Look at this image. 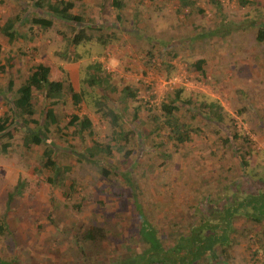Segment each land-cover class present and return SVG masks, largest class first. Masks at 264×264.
<instances>
[{
    "label": "rangeland",
    "instance_id": "1",
    "mask_svg": "<svg viewBox=\"0 0 264 264\" xmlns=\"http://www.w3.org/2000/svg\"><path fill=\"white\" fill-rule=\"evenodd\" d=\"M73 1V12L82 16L86 23L84 33L92 39L67 52L69 55L60 32L70 37L76 30L73 26L55 22L45 31L34 27L33 40L18 39L14 43L0 33V66L6 69L4 75L0 73V115L6 110L3 94L9 79L20 83L38 64L49 67L51 78L57 81L66 80L65 70L73 89L85 92L81 104L74 105L71 97L65 95L55 107L63 134L55 135L51 128L50 137L59 164L74 166L69 175L77 185L73 196L89 197L81 213L70 208L77 199L64 197L66 189L51 188L37 175L36 170L41 169L38 159L20 158L21 133L15 135L9 155L0 150V216L6 212L10 192L19 182L25 184L23 197L7 213L6 224L13 236L4 235L0 239V255L6 260L19 256L22 264H40L46 257L57 258L53 256L57 250L53 244L59 239L49 233L63 224L72 226L76 220H83L89 226L100 218L108 227L121 224V230L112 232L119 237L136 213L128 194L122 199L114 196V185L123 187L122 179L103 178L99 164L77 163L75 151H83L94 140L106 141V122L95 113L97 100L116 105L113 110L121 116V130L130 137L129 142L112 146L107 163L122 171L132 168L141 176L140 201L145 204L149 221L163 233L175 232L189 207L196 206L195 201L215 199L225 184L235 182L240 173V163L228 144L227 149L223 148L224 134L233 129L225 123L226 131L221 130L206 122L205 117L195 115L192 110L201 103L217 101L224 107L236 130L247 134L254 143L257 152L249 159V166L259 163L264 174V0H221V11L211 0H196L197 8H185L181 13L177 12L179 0H121V10L112 6L113 0ZM30 6V0H0V27L9 18H23L24 14L30 13L31 19L36 12ZM29 27L19 25L20 33L28 37ZM212 31L220 35L210 37ZM226 31L229 36L222 38L221 33ZM101 36L105 44L99 40ZM76 54L81 58L74 62ZM150 55L155 59L149 62ZM201 59L205 60V75L197 74L192 65ZM97 60L105 71L101 76L107 79L99 87L88 83L87 73L88 66ZM126 88L136 92V97L123 102L121 97ZM180 89L182 99L194 103L190 110L182 108L180 114L189 127L200 132L178 150L168 141L166 129L153 131L156 125L153 116L158 112V104ZM36 101V117L42 121L40 110L44 102L40 96ZM73 115L89 117L97 134L92 139L86 135L85 142L72 139V127L64 129V126ZM140 130L144 132L142 140L137 136ZM163 150L166 158L158 154ZM129 151L131 155L125 156ZM221 176H227V182H219ZM48 212L53 220L47 218ZM247 227L252 232L234 245L233 259L227 264H264V238L251 224ZM253 232L258 235L255 237ZM62 258L70 260L68 255ZM58 262L61 264V260ZM198 264L215 263L202 260Z\"/></svg>",
    "mask_w": 264,
    "mask_h": 264
},
{
    "label": "trees",
    "instance_id": "2",
    "mask_svg": "<svg viewBox=\"0 0 264 264\" xmlns=\"http://www.w3.org/2000/svg\"><path fill=\"white\" fill-rule=\"evenodd\" d=\"M211 2L219 11L222 10L221 0H211ZM30 3V8L36 12L31 19L28 16L29 13L24 14L23 18H9L1 25L0 33L7 37L9 43H14L18 39L33 40L34 27L45 31L52 28L55 22L76 28L70 37L60 32L66 43V55H69L72 49L76 50L79 46L91 41V36L84 33V27H86L84 19L73 12L75 8L73 0H30ZM196 5V0H179L177 12L181 13L185 8L195 9ZM112 6L121 10L123 4L121 0H113ZM118 19H122L121 13L118 14ZM19 25H30L28 37L20 33ZM99 25L101 29L102 24ZM229 31L222 32V38L229 36ZM261 34H263L262 31ZM261 34L260 37H263ZM218 35L220 34L217 31H212L210 37ZM102 36L99 40L105 44ZM168 54L171 53L168 52ZM77 55L72 61L76 62L81 58V55ZM154 59L155 57L150 55L149 62ZM204 63L205 60L201 59L192 64L197 74H206L203 69ZM102 67L98 60L88 66L90 85L99 87L107 82L106 77L101 76L105 73ZM31 70V74H28L20 83H15L12 79H9L7 83L6 92L3 94L6 99L4 104L6 110L0 115V150L4 155H9L15 135L21 133L23 152L20 158H30L28 161H32L33 158L38 159L41 169L36 170L37 175L51 188L66 189L63 193L64 197L77 199V202L70 208L81 213L84 202L89 197L81 194L73 196L77 185L69 178V175L73 172L74 166L59 164L50 137L53 135L51 128L54 129L55 135L63 134L55 107L61 103L65 95L71 97L74 105L81 104L84 101L85 92H77L73 89L65 70H63L66 79L64 81L52 79L50 68L43 64H38ZM0 73L3 75L6 73L5 66H0ZM103 91L106 93L105 90ZM182 92L183 89H180L173 96H166L158 104V112L153 116L156 122L153 131L166 129L169 132L168 141H172L178 150L187 146L192 136L200 132L196 128L189 127L184 116L180 114L182 108L190 110L188 108L194 104L191 99L184 101L181 97ZM0 94H2L1 91ZM37 95L44 102L40 110L42 121L36 117L38 114L36 99L39 97ZM105 97L106 94L103 95L104 99ZM135 97L136 92L131 88H126L121 100L126 102L127 99ZM94 105L95 113L106 122L108 129L105 132L106 141L94 140L93 144L84 148L83 151H75L77 163L99 164V174L103 178L109 181L114 177L117 180L122 179L123 187L118 188L114 185V196L122 199L126 198L127 194L129 195L127 197L136 213L131 215V222H128L130 224L127 225L126 231L133 230L134 233L122 231L119 237L113 236L112 232L117 233L118 229H122V225L116 224L108 227L107 223L100 218L90 222L89 226H86L83 220H76L72 226L63 224L55 232L49 233L51 237L59 239L58 243L53 244L57 247L53 256L57 258H47L45 255L46 260L40 264H60L58 260H61V264H92L89 258L94 259L96 264H198L202 260L215 264H227L233 259L231 250L234 245L239 243L241 237L248 238V233L252 232L247 227L248 224L259 230V235L264 238V174L261 173L259 163L252 168L248 163L257 151L250 137L236 130L233 119L227 115L219 102L201 103L192 112L205 117L206 122L217 125L221 130L226 129V124H230L233 132L224 130L226 139L223 140V148L227 149L226 144H228L233 156L240 163L238 179L229 185L225 184L222 193L215 199L195 201L196 206L189 207L185 219L175 227V232H164L165 234L152 225L145 204L140 201L143 195L140 188L141 176L134 173L132 168L122 171L107 163L108 158L112 156V146L120 145L122 141L130 138L129 133L124 134L125 132L121 130V116L113 110L116 105L112 102L107 103L105 100H97ZM69 126L72 127L70 136L74 140L85 142L86 135L92 139L97 134L94 131L92 120L87 116L73 115L64 129H68ZM137 136L139 140H142L143 130H140ZM158 146L162 147V145ZM38 148H41V151ZM158 154L164 158L167 157L164 150ZM130 155V151L125 154V156ZM227 180V176H221L219 182L225 183ZM24 187V182H19L8 196L6 212L0 216V239L4 235L13 236L6 224L7 213L12 209L15 201L23 197ZM124 209L125 207L122 210ZM122 212L124 214L126 211ZM47 218L53 220V215L48 212ZM253 234L255 237L258 235L255 232ZM41 249L44 254L48 253L44 247ZM64 255L66 257L68 255L70 260H65V258L63 260ZM18 257L6 260L0 255V264H22Z\"/></svg>",
    "mask_w": 264,
    "mask_h": 264
}]
</instances>
